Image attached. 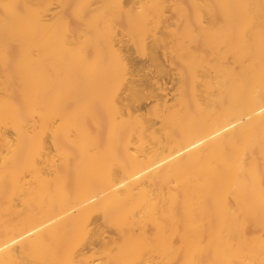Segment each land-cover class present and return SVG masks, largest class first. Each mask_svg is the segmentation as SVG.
<instances>
[{
    "label": "bare ground",
    "instance_id": "1",
    "mask_svg": "<svg viewBox=\"0 0 264 264\" xmlns=\"http://www.w3.org/2000/svg\"><path fill=\"white\" fill-rule=\"evenodd\" d=\"M0 264H264V0H0Z\"/></svg>",
    "mask_w": 264,
    "mask_h": 264
},
{
    "label": "rangeland",
    "instance_id": "2",
    "mask_svg": "<svg viewBox=\"0 0 264 264\" xmlns=\"http://www.w3.org/2000/svg\"><path fill=\"white\" fill-rule=\"evenodd\" d=\"M170 80L171 79L169 78V80H167V81L171 82L169 85V88L172 89L174 87V82L172 80L171 81ZM169 82H168V84H169Z\"/></svg>",
    "mask_w": 264,
    "mask_h": 264
}]
</instances>
